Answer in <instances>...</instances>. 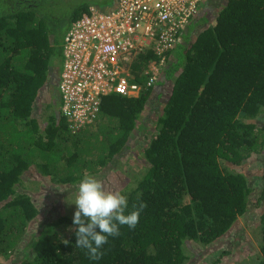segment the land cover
I'll list each match as a JSON object with an SVG mask.
<instances>
[{
  "label": "trees",
  "instance_id": "1",
  "mask_svg": "<svg viewBox=\"0 0 264 264\" xmlns=\"http://www.w3.org/2000/svg\"><path fill=\"white\" fill-rule=\"evenodd\" d=\"M108 2L117 3L0 0V258L16 264H186L189 244L220 242L250 212L261 185L256 257L264 264V123L257 121L264 113V0H223L215 13L198 14L200 30L181 34L155 83L156 96L139 76L154 55L140 54L133 65L134 81L143 84L138 95H107L96 122L75 133L52 91L53 110L42 125L37 110L45 106L43 91L56 76L60 80L54 65L64 61L65 35L91 6L105 10L112 7ZM165 84L170 92L162 99ZM151 98L158 105L145 120ZM150 124L148 145L136 148L140 164L120 189L128 211L138 196L147 207L135 228L121 226L120 235L108 238L100 260L75 247L69 228L76 227L77 206L37 222L41 207L23 189L28 171L75 185L133 150V132ZM259 156L262 176L251 179L247 167ZM228 254L222 250L211 264Z\"/></svg>",
  "mask_w": 264,
  "mask_h": 264
},
{
  "label": "built area",
  "instance_id": "2",
  "mask_svg": "<svg viewBox=\"0 0 264 264\" xmlns=\"http://www.w3.org/2000/svg\"><path fill=\"white\" fill-rule=\"evenodd\" d=\"M203 0H116L105 10L91 6L73 22L63 41L59 81L61 115L73 132L94 124L104 97L138 95L133 65L140 54V77L154 86L167 56L199 13Z\"/></svg>",
  "mask_w": 264,
  "mask_h": 264
},
{
  "label": "rangeland",
  "instance_id": "3",
  "mask_svg": "<svg viewBox=\"0 0 264 264\" xmlns=\"http://www.w3.org/2000/svg\"><path fill=\"white\" fill-rule=\"evenodd\" d=\"M222 1L223 0H203L199 6L198 14L208 16L209 10H211L210 13H215ZM97 4L106 5L104 2H97ZM108 5L112 6L113 3L108 2ZM197 23L198 20L196 18L190 24L187 33L185 34H197L200 30ZM62 61L63 60H59V63L54 65L58 70L59 79L62 71ZM161 70L159 71L158 78L163 75V71ZM52 81L54 82V85L48 86L46 91H43L42 93L46 101L42 106H45L42 110H37L39 121L42 125L45 123V116L53 110L52 105L55 103V100L52 91H55L60 97L58 76ZM158 87L160 88V86H157L156 84L152 86V97L156 96L159 91ZM169 92L170 87L165 84V86L161 88L162 99H166ZM157 105V101L151 98L142 118L146 116L147 118H145V120L150 118L151 116H149V114L151 108L153 109ZM43 116L44 118H42ZM257 121L264 123V113L258 117ZM151 126L152 125L150 124L146 130L141 128L136 129L133 132L130 141V144L134 146V149L127 153L122 152L118 154L108 167L96 176H93L102 182L105 190L120 191L124 180L133 174V168L140 164V160L138 159L139 155H137L139 152L136 148H142L148 145L153 133V128H151ZM262 161L263 157L259 156L250 163L249 167H247V173L251 179H254L255 177L260 178L262 176ZM132 170L133 172H131ZM24 178L25 185L23 189L28 190L31 195L33 194L41 207L37 222H45L49 216H51V218L58 217L65 210H69L68 208L72 210L71 212L75 210L76 205L73 201L75 200L79 183L75 185L54 184L51 183L49 178H43L41 177V174L34 171H28L26 175H24ZM260 187L262 186L260 185ZM260 187L258 186L256 192L254 191L250 212H248L246 216L240 218L234 228H232L220 242L209 248L202 247L200 244L196 243L189 244L185 249V252L189 257L186 264H211L213 260L220 256L219 254L222 250H231V254L225 255L218 264H234L235 262H238L239 264H258L256 256L260 254L262 241L259 239L261 231L257 222L259 221V216L262 212V206H257L256 198L258 196L257 192L261 191ZM65 195H67V197H65ZM16 255H21V253L18 252ZM12 258L14 257L12 256ZM14 260L15 259L0 258L2 264H16L17 262L15 263Z\"/></svg>",
  "mask_w": 264,
  "mask_h": 264
},
{
  "label": "clouds",
  "instance_id": "4",
  "mask_svg": "<svg viewBox=\"0 0 264 264\" xmlns=\"http://www.w3.org/2000/svg\"><path fill=\"white\" fill-rule=\"evenodd\" d=\"M73 203L77 206L73 217L76 227L69 230L75 231V247L85 250L91 260L102 258L101 249L109 237L120 235L121 226L135 228L141 211L147 207L138 196L132 210L128 211L129 203L124 194L105 190L101 181L88 174L80 181Z\"/></svg>",
  "mask_w": 264,
  "mask_h": 264
},
{
  "label": "flooded vegetation",
  "instance_id": "5",
  "mask_svg": "<svg viewBox=\"0 0 264 264\" xmlns=\"http://www.w3.org/2000/svg\"><path fill=\"white\" fill-rule=\"evenodd\" d=\"M108 7H106L105 9H107Z\"/></svg>",
  "mask_w": 264,
  "mask_h": 264
},
{
  "label": "crops",
  "instance_id": "6",
  "mask_svg": "<svg viewBox=\"0 0 264 264\" xmlns=\"http://www.w3.org/2000/svg\"><path fill=\"white\" fill-rule=\"evenodd\" d=\"M190 26V25H189Z\"/></svg>",
  "mask_w": 264,
  "mask_h": 264
}]
</instances>
